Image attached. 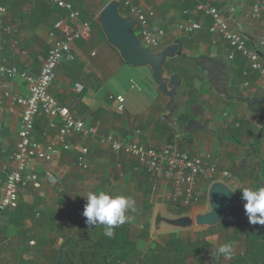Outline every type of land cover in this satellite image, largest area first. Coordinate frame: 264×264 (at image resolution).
Listing matches in <instances>:
<instances>
[{
  "label": "crops",
  "instance_id": "1",
  "mask_svg": "<svg viewBox=\"0 0 264 264\" xmlns=\"http://www.w3.org/2000/svg\"><path fill=\"white\" fill-rule=\"evenodd\" d=\"M66 1L80 11L81 20L98 27H93L89 39L71 43L74 58L61 61L49 91L77 119L96 126L98 134L69 138L73 145L88 147L87 168L76 165V150L62 151L36 168L39 188L20 187L18 207L0 218V264H49L68 236L72 238L63 253H68L69 264L76 261L74 254L103 253L104 241H114L112 245L103 244L106 252L128 254L120 264H233L246 254L257 225L249 223L240 191L264 186V90L259 73L249 69L247 59L233 52L220 35L209 31L211 19L196 9L194 0H136L154 8L151 24L165 31L158 47L144 48L158 52L176 39L181 43L182 54L163 62L167 75L176 73L179 78L170 122L166 121L162 116L169 97L157 88L150 68L125 63L95 20L110 0ZM199 1L215 6L231 29L246 37L248 47L258 48L264 63V28L248 15L254 0ZM0 5L7 7L18 28L16 43L8 42L3 55L20 70L37 74L50 46L61 37L56 21L66 12L51 6L48 0H0ZM120 12L130 17L122 7ZM188 19L198 22L200 28L189 33L180 31L178 24ZM51 32L55 34L51 36ZM3 83L14 94L28 95L19 76L8 79L0 75V95ZM116 95L124 98L123 111H118L110 98ZM20 113L19 105L4 99L0 106V164L4 165L15 151ZM182 116L185 118L180 121ZM59 126V119L52 120L39 111L33 138L43 144L61 145ZM107 133L147 146L174 142L190 154L208 155L209 163L219 171L214 180L233 188L238 203L222 222L203 231L153 232L157 206H162L166 214L174 209L168 180L165 176L152 177L134 159L101 143L100 137ZM7 171L8 166L0 171V183ZM222 171L230 176L221 175ZM198 184L203 192L201 201L207 207L209 183ZM100 190L135 201L134 208L126 212L129 219L114 229L111 238L104 234L103 225L89 226L82 215L87 193ZM125 238L129 242H123ZM225 244L231 245L230 255L219 252ZM152 255L155 261L146 260Z\"/></svg>",
  "mask_w": 264,
  "mask_h": 264
},
{
  "label": "built area",
  "instance_id": "2",
  "mask_svg": "<svg viewBox=\"0 0 264 264\" xmlns=\"http://www.w3.org/2000/svg\"><path fill=\"white\" fill-rule=\"evenodd\" d=\"M120 7L128 13L134 21V31L143 47H158L164 36L163 29L154 28L151 20L155 10L149 5L141 4L136 0H119ZM195 1V7L211 19L209 31L220 35L231 47L233 52L240 53L248 61L249 69L257 71L260 75V87L264 90V63L256 46L248 47L246 37L239 31L230 27L228 19L218 9L207 3ZM51 6L62 9L65 16L59 17L56 27L61 32V37L54 40L50 46L40 71L32 74L20 70L9 63L3 55V48L8 42L16 43L15 35L18 32L16 24L9 17L7 7L0 5V75L8 79L19 76L28 90L27 96L10 92L8 84L3 83V94L0 95V106L4 99L21 107L20 123L15 143V151L6 163L0 164V171L8 166L6 178L0 183V218L6 211H13L18 207V192L20 187L31 185L40 187L36 168L44 162L57 158L62 151L74 149L77 151L76 165L85 169L88 167L86 155L88 147L82 144H71V135L97 136L96 126H87L82 119H77L69 107L60 103L49 91L55 71L61 61L72 60L71 43L76 40H86L92 35V22L80 19V11L71 2L66 0H48ZM248 15L261 22L264 28V0H254ZM200 28V24L193 19L187 23L178 24L180 31L189 33ZM55 32H51L53 36ZM262 43V42H260ZM233 52L229 57H233ZM116 102L118 111L124 110V98L121 95L110 96ZM39 111L45 112L53 119H59L57 132L61 145L55 143L43 144L33 138L35 131V118ZM99 141L107 144L114 152L123 153L134 159L147 170L152 177L165 176L168 180L170 198L174 205L188 206L200 203L203 192L199 181L210 183L218 170L209 163L208 155L202 153L190 154L181 149L174 142H167L160 147L147 146L137 141H123L113 133L100 137ZM221 175L229 177L228 171Z\"/></svg>",
  "mask_w": 264,
  "mask_h": 264
},
{
  "label": "water",
  "instance_id": "3",
  "mask_svg": "<svg viewBox=\"0 0 264 264\" xmlns=\"http://www.w3.org/2000/svg\"><path fill=\"white\" fill-rule=\"evenodd\" d=\"M95 20L100 25L106 41L118 51L125 63L131 66L146 65L150 68L157 88L169 97L167 111L162 117L170 122L179 78L176 73L167 75L163 62L167 58L182 54L180 40L176 39L158 52H151L144 48L134 31L133 19L123 16L120 12L119 0L108 1ZM206 198L207 210L177 216L166 214L162 206H157L152 223L153 232L164 229L203 231L218 225L239 201L237 192L220 180H212L208 184ZM71 238L68 236L64 240L58 248L56 258L49 264H61L64 247Z\"/></svg>",
  "mask_w": 264,
  "mask_h": 264
},
{
  "label": "clouds",
  "instance_id": "4",
  "mask_svg": "<svg viewBox=\"0 0 264 264\" xmlns=\"http://www.w3.org/2000/svg\"><path fill=\"white\" fill-rule=\"evenodd\" d=\"M241 198L244 204L245 215L250 224L264 225V186L257 190L243 188ZM82 215L89 226H104V234L112 237L116 227L127 222L129 217L126 212L134 208L135 201L123 195H109L105 191L88 192ZM219 252L230 255L231 245L225 244Z\"/></svg>",
  "mask_w": 264,
  "mask_h": 264
},
{
  "label": "trees",
  "instance_id": "5",
  "mask_svg": "<svg viewBox=\"0 0 264 264\" xmlns=\"http://www.w3.org/2000/svg\"><path fill=\"white\" fill-rule=\"evenodd\" d=\"M185 117L182 116L179 118L180 121H182ZM183 213V212H178V214ZM224 220V219H223ZM222 220V221H223ZM221 221V222H222ZM123 242H129L128 239H124ZM104 243H107L104 241ZM104 243L102 244V252L98 253H91V252H82L81 254H74L72 257H75L76 261H70V264H120L121 260L125 259L128 254H116L113 255L110 252H106V248L104 247ZM114 241L107 243L112 245ZM99 248V247H98ZM107 248L110 249V247L107 246ZM98 250V249H97ZM100 250V248H99ZM131 250H134L133 247H131ZM70 257L68 256V253L64 251L63 253V258L61 264H69ZM156 256H147L146 260H153L155 261ZM233 264H264V225H256V235L250 241L248 244V248L246 251V254L243 257L237 258Z\"/></svg>",
  "mask_w": 264,
  "mask_h": 264
},
{
  "label": "rangeland",
  "instance_id": "6",
  "mask_svg": "<svg viewBox=\"0 0 264 264\" xmlns=\"http://www.w3.org/2000/svg\"><path fill=\"white\" fill-rule=\"evenodd\" d=\"M121 12H123V11H121ZM93 27H98V26H96V24L92 22V29H93ZM203 203L204 202H202V201L200 203H194V204L192 203L186 207H184V206L181 207L179 204H176L175 206L173 205L174 209H173V211H171L172 213H169V215L177 216L176 214H178V212H186L187 213L189 210H190V212H188V213H194L196 211L207 210L206 205H203ZM186 213H184V214H186ZM99 248H98V250H99ZM111 264H113V263H111Z\"/></svg>",
  "mask_w": 264,
  "mask_h": 264
}]
</instances>
